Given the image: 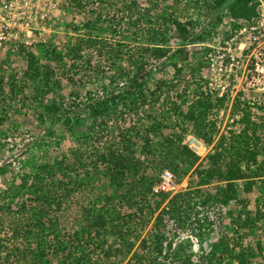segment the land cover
Instances as JSON below:
<instances>
[{
	"label": "rangeland",
	"instance_id": "rangeland-1",
	"mask_svg": "<svg viewBox=\"0 0 264 264\" xmlns=\"http://www.w3.org/2000/svg\"><path fill=\"white\" fill-rule=\"evenodd\" d=\"M136 2L140 7L151 6L150 0ZM171 3L172 0H168L161 5L166 7ZM63 4V0H0V167H5V171H0V206L9 204L15 211L17 202L26 197L20 194L11 196L13 188L21 182V176L29 174L40 163L63 159L68 168L65 172H57L55 178L65 182L72 180L77 186L64 197L57 212L60 227L67 233L72 228H79L83 223L81 214L93 206L107 207L110 212L122 216L134 211L123 200V189L115 188L111 182V166L100 162V155L109 148L119 149L121 144H129L130 149L124 151V155L129 156L131 152L134 159L140 160L135 165L138 174L153 177L156 182L157 160L165 151V136H181L187 146L194 141L193 138L196 139L193 132L199 131L209 137L208 141L201 142L203 150L199 151L196 163L184 166L186 172L175 177L177 186L170 192L171 197L189 186L200 188L204 195L212 194L216 187L226 183L212 178L198 186L200 177H203L198 171L212 167L208 155L220 151L222 146L229 147V138L218 146L221 135L227 138L237 134L240 142L246 140V136L257 135L259 145L264 144V72L256 70V63L264 66V35L259 33L260 29L253 28L259 12L264 10V0L258 1L254 15L249 18L225 12L221 21L205 27L206 35L202 41L182 42L177 22L173 21L165 32L164 41L158 42L168 48L167 54L161 58L150 53L142 54L140 50L139 54L135 53L137 40L131 26L123 28L120 34L110 32L105 35L104 47L99 54L88 36H81L82 29L74 30V26L81 25L86 14L67 12ZM175 7V16L186 23V28L191 21L204 19L203 14L185 0L178 1ZM201 9L203 13L208 11L204 4ZM161 27L164 24L161 23ZM81 38L84 42L80 43ZM91 38L101 44L99 37ZM118 41L124 44L120 46ZM141 42L147 43L148 40L142 36ZM119 47L123 51L114 54ZM28 51L35 54L39 66L51 68L54 72L50 77L52 88L41 104L32 98L39 80L24 74ZM133 52L134 55L130 56ZM137 63L143 64L147 74L140 86L127 93L121 84L130 82L129 77L136 71ZM13 80L18 85L26 82L21 92H10L9 83ZM106 90L117 96L113 106L105 111L99 123H95L86 117L87 97H101ZM157 95L159 98L155 99ZM51 103L60 107L53 121L44 114L45 105ZM194 104L199 109L206 106V116L195 123L186 122L182 113ZM175 106H179L177 111ZM78 114L83 117L84 124L75 125L73 130L58 121V118H75ZM40 115H44L43 119ZM146 132L152 140L151 154L143 151ZM83 133L88 135L86 141ZM224 159L228 160L224 157L222 162ZM257 159L262 160L263 156ZM249 166L242 178L234 181V198L225 204L198 205L189 210L190 213L199 210L202 213L197 216L203 214L202 217H206L201 225L208 231L205 237L194 235L197 231L195 222L174 232L175 226L165 216L160 227L170 230L168 239L174 241L173 245L184 244L195 255L208 251L214 242L219 241L232 248L234 253L241 247H251L256 252L252 264H264V182L253 177L255 165L249 163ZM133 171L130 169L126 174V181L135 176ZM249 181L253 182L250 186ZM138 203L140 206L143 202ZM257 213H262L258 220ZM1 214L5 217L4 227L0 226L4 235L10 220L15 217L19 222V219L15 213ZM156 215L157 212L145 226L141 220L133 223L132 250L151 232ZM113 238V234H105L108 243ZM258 241L261 249L257 247ZM130 254L116 261L127 264ZM227 254H219L212 264H230ZM101 255L94 251L88 263L114 261L113 256L105 259ZM54 261L55 264L61 263V257L57 256Z\"/></svg>",
	"mask_w": 264,
	"mask_h": 264
},
{
	"label": "trees",
	"instance_id": "trees-1",
	"mask_svg": "<svg viewBox=\"0 0 264 264\" xmlns=\"http://www.w3.org/2000/svg\"><path fill=\"white\" fill-rule=\"evenodd\" d=\"M119 1L63 0V6L67 12L86 14L81 25L77 28L74 26V30L82 29L81 36H88V40L98 48L99 54L102 53L104 47L105 35L110 32L120 34L123 28L131 26L134 28L133 37L137 40L135 53L139 54L140 50L142 54L150 53L153 57L161 58L167 54L168 48L162 47L158 42L164 41L165 32L173 21L177 22L182 42L202 41L206 35L205 27L214 21H221L225 12L232 16L249 18L254 15L259 0H201L200 3H198L199 0H185L187 4L192 3L194 9L202 13L204 17L201 22L199 20L191 21L187 28L186 23L179 21L175 16V5L181 0H172V3L166 7H163L164 5L161 3L168 0H150L151 6L147 8L140 7L136 0ZM202 4L207 7L206 13H203V9H201ZM161 23L164 24V27H161ZM101 33H105L102 35L103 38L99 36ZM142 36L148 40L147 43H140ZM91 37H99L101 44L98 45V42L92 40ZM80 40V43L84 42V39ZM80 43L78 47H80ZM123 44V41H118V45L122 46ZM120 48L115 49L113 53L118 54L119 50L122 52L123 50ZM133 55L134 52L130 56ZM27 65L24 74L39 80V83L34 86L35 94L32 95V98L41 104L43 97L52 88L50 77L54 72L51 68L39 66L35 54L31 51L27 53ZM146 74L143 64H138L134 74L129 77L130 82L126 85L122 83L121 86L129 93L132 88L142 84ZM25 83L23 81L18 85L15 80L11 81L9 83L10 92L15 93L18 90L21 92ZM109 91L111 92V90H106L101 97L95 98L91 95L87 97L86 117L92 118L95 123H99L98 120L101 119L105 111L113 106L112 103L117 95ZM154 98L158 99L159 96ZM196 107L195 104L190 105L188 110L182 113L186 122L195 123L204 119L207 107L195 109ZM44 108L45 118L51 121L55 120L60 112V107L56 103L45 105ZM175 108L177 111L179 106H175ZM40 117L43 119L44 115H40ZM82 118L78 114L75 118L69 116L58 118V121H61L68 130H73L75 125L82 126L84 124L81 121ZM244 129L246 130V128ZM144 135L143 151L145 154H151L153 152L152 140L148 132ZM82 136L84 141L88 139V135L85 133ZM193 136L201 142L209 140V137H204L199 131L193 132ZM246 137V140L240 142L237 134H231L227 138L221 135L218 146L221 147L223 141L229 138L231 139L229 147L222 146L220 151L208 155L212 167L198 171L199 175L203 173V177H200L198 181V186L208 183L212 178L217 181H226V183L216 187L214 193L205 195L200 188L191 186L171 197H169L170 192H155L153 191L154 178L139 175L135 170V165L140 163V160L134 159L131 152H129V156L124 155V151L130 149L129 144H121L119 149L109 148L100 155V162L111 166V182L115 188L123 189L122 198L134 211L122 216L118 212H110L107 207L95 208L93 206L81 214L83 223H80L79 228H72L67 233L60 227L57 212L61 209L64 197L70 195V192L77 186L72 180L65 182L55 178L57 172L67 170L68 165L65 160L57 158L53 161L40 163L29 174H23L20 178L21 182L13 188L11 196L26 195L24 199L17 202L18 208L13 211L9 204L7 207L0 206L1 213L4 215L15 213L19 219V222L15 217L10 220L4 235L0 232V264H55L54 259L57 256L61 257V263L58 264H89L88 260L91 262L90 255L94 251H99L102 254L101 257L105 259L113 256L115 263L109 262L108 264H119L120 261H116V259L129 253L131 254L127 264H212L219 254L224 255L225 253H228L227 261L230 264H252L256 252L251 247H241L234 253L232 248H229L228 245L223 246L219 241L214 242L208 251H201L195 255L184 244L175 243L173 245L174 241L168 239L170 230L165 231L160 227L165 216L175 226L174 232L186 229L190 223L195 222L194 229L197 231L194 235L203 238L208 231L205 228L202 229L201 225L207 219L205 216L202 217L203 214L200 217L197 216L202 213L201 211L196 210L190 213L189 210L198 205V207H205L217 203L225 204L229 199L234 198L236 188L234 181L242 178L241 175L245 169L250 168L249 163L255 165L253 177L264 182V144L259 145L260 141L257 135ZM163 145L165 151L157 160V178L164 169L172 172L174 177H180L186 172V169H183L184 166H193L199 159L198 154L183 143L181 136H165ZM260 156H263L262 160L257 159ZM224 157L228 160L224 159L222 162ZM243 164H245L244 167ZM130 169L134 170L132 173L135 176L126 181V174ZM0 171H5V167H0ZM252 183L249 181L248 185L250 186ZM194 199L197 201L193 202ZM140 200L143 203L139 206L138 201ZM156 212L151 232L148 236L141 238L136 249L132 250L134 246L132 238L135 231L133 223L141 220L142 226H145ZM1 213L0 226L4 227L5 217ZM261 217L262 213L256 214L257 220ZM189 231L191 232L190 229ZM107 233L113 234L114 238L111 243L105 239ZM136 237H138L137 234ZM257 247L261 249L260 241H258Z\"/></svg>",
	"mask_w": 264,
	"mask_h": 264
},
{
	"label": "built area",
	"instance_id": "built-area-1",
	"mask_svg": "<svg viewBox=\"0 0 264 264\" xmlns=\"http://www.w3.org/2000/svg\"><path fill=\"white\" fill-rule=\"evenodd\" d=\"M8 4H10V3H8ZM254 25H253V28L260 29L259 33L264 35V10H261L259 12L258 19L254 21ZM256 38H257V36H256ZM256 70L258 72H264V66L260 67L256 63ZM193 140H194L193 141L194 143L201 144L200 146H201V149L203 150V144L201 143V141L198 140L197 138L196 139L193 138ZM193 142H191L190 145H189L190 147L189 146L188 147L192 151H194L196 154H198L199 151H201V149H198L194 145ZM176 186H177V183L175 182V177L172 174V172H170L168 169H164L163 171H161L157 181L154 183L153 191H155V192H159V191L172 192L173 190L176 189Z\"/></svg>",
	"mask_w": 264,
	"mask_h": 264
},
{
	"label": "bare ground",
	"instance_id": "bare-ground-1",
	"mask_svg": "<svg viewBox=\"0 0 264 264\" xmlns=\"http://www.w3.org/2000/svg\"><path fill=\"white\" fill-rule=\"evenodd\" d=\"M196 142V141H195ZM194 143V142H193ZM194 145L198 148V149H201V144H198V143H194Z\"/></svg>",
	"mask_w": 264,
	"mask_h": 264
}]
</instances>
